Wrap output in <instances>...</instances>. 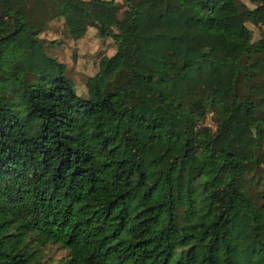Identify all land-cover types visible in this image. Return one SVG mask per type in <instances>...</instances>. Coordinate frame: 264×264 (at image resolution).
I'll return each mask as SVG.
<instances>
[{
  "label": "trees",
  "instance_id": "16d2710c",
  "mask_svg": "<svg viewBox=\"0 0 264 264\" xmlns=\"http://www.w3.org/2000/svg\"><path fill=\"white\" fill-rule=\"evenodd\" d=\"M249 1L0 0V264L53 244L59 264H264V0ZM53 17L114 44L85 97L62 63L42 51L54 74H36L16 52L21 33L42 50ZM214 32L234 38L221 58ZM173 40L175 63L155 54Z\"/></svg>",
  "mask_w": 264,
  "mask_h": 264
},
{
  "label": "rangeland",
  "instance_id": "374dc122",
  "mask_svg": "<svg viewBox=\"0 0 264 264\" xmlns=\"http://www.w3.org/2000/svg\"><path fill=\"white\" fill-rule=\"evenodd\" d=\"M119 6V12L122 11L123 0H113ZM247 8H253L254 4L249 0H238ZM28 4V1H27ZM228 21L232 26L237 25V16L232 9H228ZM249 29V41H256L260 37L261 28L258 25H252L248 22L244 23ZM222 32H214L211 39L214 44L215 56L221 58L225 47L232 42L233 37L224 35L226 42L223 41ZM234 36L233 34H231ZM235 37V36H234ZM232 38V39H231ZM42 50L36 41L29 38L26 33H21L15 42L16 52L24 61L26 67L36 74L48 72L53 73V65H50L42 55V51L49 57L60 62L64 66V75L72 82L76 94L85 97V80L88 76L93 75L98 69L108 74L109 66L100 62L102 56L112 54L114 44L108 37H99L93 27L88 26L84 34L80 38H73L65 27L61 17H53L46 20L43 30L37 37ZM236 39V37H235ZM229 42V43H228ZM181 43L178 40H173L167 48L158 49L155 54H165L169 56L172 63L178 61L181 54ZM167 72L173 75L174 70L171 66ZM173 77H175L173 75ZM217 110L220 114H226L228 107L224 104H218ZM197 127H207L213 131L216 127V118L212 113H207L204 118L197 124ZM253 133L258 138V141L264 146V126L260 122H256L253 127ZM264 149V147H262ZM257 174L262 178L264 175V164L256 170ZM262 183L257 185L261 188ZM250 190L252 195L256 193ZM64 250L57 245H47L38 252V264H59L60 259L64 256Z\"/></svg>",
  "mask_w": 264,
  "mask_h": 264
}]
</instances>
